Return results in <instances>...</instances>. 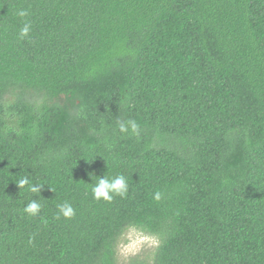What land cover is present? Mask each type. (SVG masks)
I'll list each match as a JSON object with an SVG mask.
<instances>
[{
  "label": "trees",
  "instance_id": "trees-1",
  "mask_svg": "<svg viewBox=\"0 0 264 264\" xmlns=\"http://www.w3.org/2000/svg\"><path fill=\"white\" fill-rule=\"evenodd\" d=\"M129 225L128 264H264V0H0V264H121Z\"/></svg>",
  "mask_w": 264,
  "mask_h": 264
},
{
  "label": "clouds",
  "instance_id": "clouds-1",
  "mask_svg": "<svg viewBox=\"0 0 264 264\" xmlns=\"http://www.w3.org/2000/svg\"><path fill=\"white\" fill-rule=\"evenodd\" d=\"M16 15L24 18L30 15L27 9H19ZM32 25L30 22H25L23 27L19 31V38L25 39L29 37ZM129 129L136 133L138 130V124L134 120H127L119 123V131L121 133H127ZM15 184L19 189L25 188L27 186L28 191L32 193H40L42 186L39 184L33 185L27 176H21L16 181ZM129 191V184L127 179L123 174H117L116 176L109 178L108 176H103V178H98L94 186L91 187V192L93 198L97 201L101 199L106 202H111L115 196H120L124 198L127 196ZM161 194L157 192L155 194V199L159 200ZM59 212L57 214V219L63 216L66 219H70L75 216V210L70 203H63L57 205ZM42 204L38 199L30 200L24 207L23 211L29 216H36L40 213ZM128 243L122 245V251L127 253L136 249L139 245L143 243H148L153 246H158L159 240L155 236L147 235L142 230L138 229L135 225L128 226L127 234ZM31 242V240H30Z\"/></svg>",
  "mask_w": 264,
  "mask_h": 264
},
{
  "label": "rangeland",
  "instance_id": "rangeland-1",
  "mask_svg": "<svg viewBox=\"0 0 264 264\" xmlns=\"http://www.w3.org/2000/svg\"><path fill=\"white\" fill-rule=\"evenodd\" d=\"M128 234V233H127ZM127 234L126 236L122 239V242L119 246V257H120V262L121 264H128L129 261L134 258V257H137L139 255H142L146 258H151L155 252V250L157 249V247L159 246H153V245H150L148 243H143L141 245H139L136 249H134L133 251H130V252H123L122 251V245L124 244H127L128 243V240H127Z\"/></svg>",
  "mask_w": 264,
  "mask_h": 264
}]
</instances>
